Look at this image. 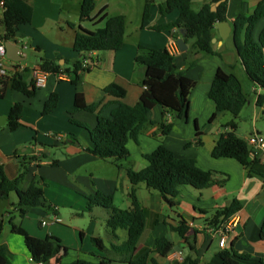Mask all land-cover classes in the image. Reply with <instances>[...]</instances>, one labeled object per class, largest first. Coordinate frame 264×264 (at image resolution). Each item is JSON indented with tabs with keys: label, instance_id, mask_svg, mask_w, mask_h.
Instances as JSON below:
<instances>
[{
	"label": "crops",
	"instance_id": "1",
	"mask_svg": "<svg viewBox=\"0 0 264 264\" xmlns=\"http://www.w3.org/2000/svg\"><path fill=\"white\" fill-rule=\"evenodd\" d=\"M34 9L30 23L22 24L17 29V44L26 45L23 53L27 58L23 61H7V66H23L30 68L28 80L33 79V71L38 68V58H55L60 64L73 67L84 56L78 54L73 43L79 26L89 31L105 26V16L124 15L126 18V37L121 49L112 51H94L86 54L90 59L89 70L80 71L76 84L72 83L74 75L60 79L50 73L47 82L40 87L35 97H27L24 93L14 90L11 82L5 96L0 98V116H9L14 103L24 104L21 122L17 130L7 125L0 126V162L5 173L14 179L20 172L26 157L36 152L48 151L49 158L41 162L32 161L30 168H35L21 183L20 188L26 189L34 177H43L45 197L51 208L36 207L23 217L20 225L32 236L45 238L49 235L61 239L63 249L49 264H69L77 259L99 262L106 253L93 243V237H99L104 245L110 248L113 241L119 245L127 241L129 234L125 228H118V238L113 239L107 225V211L101 206L88 208V196L102 191L114 196L115 205L120 209L131 207L130 192L132 184L128 177L127 167L132 164L134 156L139 158L141 170L149 162L145 154L153 152L160 143L174 151L179 158H195L204 170L215 174L216 183L198 190L189 185H180L176 198L177 206L170 207L160 193L149 189L145 183L137 185L136 195L146 211V228L135 252V259L147 252L157 258L161 264H180L178 255L187 259V264H221L219 253L225 249H233L238 253H248L250 264H261L264 259V238L261 231L264 227V150L251 148L250 167L227 157H215L213 150L222 132L230 131L224 124L232 119L228 111L219 112L211 120L216 111L215 102L209 98L208 91L218 68L233 72L242 81L249 101L237 119L236 134L247 139L253 133H262L264 128V105L257 104V96L263 90L250 80L239 57L235 44V27L227 38L221 36L218 23L215 25L212 47L216 54H206L193 47L194 39L186 41V34H180L187 44V49H179L176 56L178 67L185 75L197 81L190 94L188 117L174 118L173 113H165L161 105H156L149 114V123L133 143L130 150L128 165L118 167L112 159H101L89 152L92 147L90 129L97 124L101 113L109 116L116 107L117 101L130 105L136 104L143 92L142 81L145 75L143 66L136 62L139 54L147 55L151 48H164L178 37L175 33L180 28L171 24L179 17V11L173 10L160 17L158 5L164 0H150V23L164 26L163 29L141 28L144 7L147 0H96L91 20H81L80 4L75 0H26ZM82 1V0H81ZM227 20L234 25L232 19L240 14H251L258 3L264 0H227ZM206 3L212 10H217L221 1L192 0L195 10H200ZM136 17V22L132 18ZM73 26H72V25ZM264 28V17L256 25L253 37L259 39ZM4 29L0 25V42ZM34 52V60L29 61ZM194 66L189 67L190 62ZM32 70V71H31ZM240 71V72H239ZM10 74L14 72L9 71ZM246 74V78L242 75ZM116 83L126 89V96L117 98L105 91V88ZM52 92L59 93L58 108L49 114H43L46 100ZM81 92L86 103H100L95 112L78 109L71 115L75 107V95ZM252 92V93H251ZM251 119V128L243 132L242 126ZM71 118L85 123L83 127L71 121ZM173 122L172 130L167 135L161 134V123ZM262 124L259 127L258 123ZM198 129L201 136H197ZM63 136V139H59ZM71 137V138H70ZM200 138L203 145H197ZM192 142L191 146H186ZM136 149V151H135ZM135 151V152H134ZM53 160L58 164L53 165ZM32 175L33 178H32ZM48 180V182H47ZM17 191H12L7 198L9 204L19 199ZM120 195L121 206L117 204ZM238 199L242 207L237 212L240 220L230 232L225 248L219 246V236L213 227L208 225L212 213L222 206H229ZM201 209L210 210L203 214ZM13 207H5L0 232L4 230L5 221L15 216ZM69 224H64V216ZM59 216L61 221H56ZM80 220L86 222L82 225ZM182 220L186 221L189 231L183 238L173 227H178ZM166 236L174 242V249L165 257H159L155 250L156 239ZM0 245H6L11 253L12 264H35L21 235L7 230L0 235ZM151 264V262L149 263Z\"/></svg>",
	"mask_w": 264,
	"mask_h": 264
},
{
	"label": "trees",
	"instance_id": "2",
	"mask_svg": "<svg viewBox=\"0 0 264 264\" xmlns=\"http://www.w3.org/2000/svg\"><path fill=\"white\" fill-rule=\"evenodd\" d=\"M0 25L4 32L1 36L3 42L16 41L15 35L20 25L30 23L33 18L34 9L26 0H0ZM221 1L217 10H212L211 5L206 3L200 10H195L192 0H164L158 5L159 16L163 17L177 9L179 17L171 25L186 29V41L194 39L193 47L197 51L206 54H216L212 47L215 25L218 22L227 20L228 1ZM96 6V0H82L80 5L81 20H91V14ZM264 17V1L258 3L255 10L249 14H240L236 17L235 24V44L239 57L245 67L246 74L252 82L259 86L263 92L257 96V104L264 105V28L259 39L255 40L253 32ZM105 26L89 31L79 26L75 33L73 43L74 50L84 56L77 61L73 67L60 64L55 58H38V66L49 73L56 75L67 73L74 75L71 80L76 84L79 79V72L89 70L84 67L83 61L86 54L94 51H116L122 48L126 37V18L124 15L105 16ZM150 0L146 1L141 28L163 29L164 26H156L150 23ZM72 25V24H71ZM73 26V25H72ZM176 57L164 48H151L147 55L139 54L136 62L143 66L145 75L142 81L143 92L139 101L130 105L122 101L116 102V107L109 116L98 115L97 124L94 129H90L92 147L87 150L101 159H112L118 167L124 166L123 161L129 159L130 150L127 146L129 140L139 142L140 134L145 126L154 123L149 118V114L156 105H161L165 113H173L174 118L180 119L188 115L190 104V94L196 87L197 81L185 75L177 63ZM194 62L189 63V67L194 66ZM32 71V70H31ZM30 68L25 67L21 71H16L10 76L0 75V98L5 96L6 90L11 82L14 90L24 93L27 97H35L38 87L35 80H28ZM108 94L117 98L126 96V89L112 83L105 88ZM208 96L216 104V111L211 120L217 117L219 112L228 111L232 114V119L223 125L229 127L230 131L222 132L213 150L215 157L233 158L250 167L251 148L247 141L236 134L237 119L242 109L249 101V95L244 91L243 84L239 76L233 72H227L223 68H218ZM59 93L52 92L46 100L43 114L54 112L58 108ZM75 107L70 111L72 115L78 109L95 112L100 107V103H86L83 93L77 92L75 95ZM24 104L16 102L12 105L7 125L11 130H17L21 125V117ZM71 121L83 127H88L85 123L71 118ZM173 127V122L161 123V134L167 135ZM197 136H201L198 129ZM71 138V137H70ZM193 143L188 142L186 146ZM197 145H203V141L198 138ZM48 151L36 152L26 157L22 162L19 174L10 179L5 173L3 164L0 162V198H7L12 191H17L19 199L16 203H11L13 211L20 217L28 215L33 208L46 207L45 197L46 182L43 177H34L26 189H21L20 185L24 181L28 172L29 164L32 161L38 163L49 158ZM144 157L149 164L136 170L131 165L127 167L128 177L132 184L130 197L131 207L120 209L115 205L114 196L102 191L88 196V208L101 206L107 211V225L113 239L118 238L116 230L125 228L129 237L122 244L110 243V248L104 245L99 237H93V243L106 255L102 256L99 262H92L84 259H77L69 264H161L157 258L151 257L147 252L138 259H135V252L138 249L139 241L146 228V211L141 206L136 195L137 185L145 183L149 189L157 191L170 207L177 206L176 198L179 194L180 185H189L201 190L214 183L215 174L212 171L202 169L195 158H179L174 151L165 144L160 143L151 153ZM53 165L58 161L53 160ZM242 207L241 202L235 199L231 205L222 206L215 210L208 225L213 228H220L228 219L237 213ZM201 213H210V210L201 209ZM15 216L9 218L12 232L21 235L35 263L49 264L63 249L61 240L53 235L45 238L32 236L22 225L17 224ZM183 238L189 231L185 220H182L178 227H173ZM264 238V227L261 231ZM174 242L166 236L156 239L154 252L159 257L165 258L174 249ZM221 264H250L248 253H238L233 249H225L219 253ZM197 262L193 261L192 264ZM0 264H12L11 253L6 245H0ZM180 264H187V259ZM264 264V259L261 260Z\"/></svg>",
	"mask_w": 264,
	"mask_h": 264
},
{
	"label": "built area",
	"instance_id": "3",
	"mask_svg": "<svg viewBox=\"0 0 264 264\" xmlns=\"http://www.w3.org/2000/svg\"><path fill=\"white\" fill-rule=\"evenodd\" d=\"M0 4L3 5V1ZM232 20L234 21L235 19H232ZM20 46H21V51L23 53V50H25L27 48V46L26 45H20ZM166 48L175 57L178 55V52L180 49L176 41L170 42ZM7 61H12V60L7 57L5 42L1 41L0 42V75L10 76L12 74H10L9 71L16 72V71H21L25 68V67L19 66V65L13 66L12 68H10L6 64ZM83 65H84V67H87V68L90 67V65H91L90 59L85 58L83 61ZM33 74H34L33 79L35 80V83H36L38 88L43 87L46 84L48 76L50 75V73L48 71L42 70L40 67L36 68L33 71ZM57 76L60 79H65L69 75L67 73H61V74H58ZM59 139L60 140L63 139V136H59ZM246 141H247L250 148H253V149L259 148V149L264 150V134H262V133H258V132L253 133L250 136H248ZM263 186H264V183H263ZM55 220L58 222L61 221L59 216H55ZM239 220H240V217H239L238 213H235L220 228H216V229L214 228V230L216 231V233L219 236V246L221 248L226 247V245L228 243L229 236H230V232L234 228V226L237 223H239ZM178 258H179V263L184 261L182 254H179ZM35 264H42V263H35Z\"/></svg>",
	"mask_w": 264,
	"mask_h": 264
},
{
	"label": "water",
	"instance_id": "4",
	"mask_svg": "<svg viewBox=\"0 0 264 264\" xmlns=\"http://www.w3.org/2000/svg\"><path fill=\"white\" fill-rule=\"evenodd\" d=\"M213 10H215V9H213ZM233 27H235V26L231 25V23L228 20L218 22V28L220 29L221 36L223 38H227L229 36ZM180 34L185 35L186 29L181 28V29H179L178 32L175 33V36L178 37L177 44H178L180 50L185 51L187 49V44L182 37H179ZM5 47H6V51H7V57L9 59L19 62V61H23L27 58V55L25 53H22L21 46H19L17 44V42L6 41ZM185 117H188V115H186ZM7 119H8V117L6 115L0 116V126L5 125L7 122ZM5 207H7L8 209L12 207L9 204V200L8 199H0V229H1V224L3 221V210Z\"/></svg>",
	"mask_w": 264,
	"mask_h": 264
},
{
	"label": "rangeland",
	"instance_id": "5",
	"mask_svg": "<svg viewBox=\"0 0 264 264\" xmlns=\"http://www.w3.org/2000/svg\"><path fill=\"white\" fill-rule=\"evenodd\" d=\"M78 2H82L81 0H75L73 3L74 4H78ZM81 5V4H80ZM132 20H133V22H136V17H133L132 18ZM29 54H30V58H29V61L32 63V61L34 60V52L33 51H31V50H28L27 51ZM240 72V71H239ZM246 74H243L242 75V78H244V79H248V78H246V76H245ZM247 81H250L249 79L247 80ZM252 93V92H251ZM231 114V113H230ZM232 115V114H231ZM258 125H259V127H262L263 125L262 124H260V122L258 123ZM251 128V119H250V117H248V122H246V123H244L243 124V126H242V130H243V132H246L247 130H249ZM262 130L264 131V128L262 127ZM132 145H133V143H130L129 144V148L131 149V150H133L132 148ZM135 151H136V149H135ZM134 151V152H135ZM138 160H140L139 158H137V157H135L134 156V158H133V161H132V164H130V165H132V166H134L135 168H140L139 167V165H136V164H139V161ZM123 164H125V165H128L129 163L127 162V160H125V161H123ZM35 170V168H30V167H28V172H27V174H26V177H25V179L28 177V175L29 174H33V171ZM33 176L34 175H32V178H33ZM47 182H48V180H47ZM157 192V191H156ZM117 204H119L120 206H121V199H120V195H118V200H117ZM33 210V209H32ZM63 216H64V214H63ZM68 218V217H67ZM65 216H64V219H63V221H64V224H69L68 222V219H67ZM22 217H20L17 213H16V215H15V219H14V221L17 223V224H20L21 223V221H22ZM80 222H82V225H85L86 224V222L84 221V220H80ZM86 226V225H85ZM7 230H9V231H11V225H10V223H9V218L5 221V223H4V230L3 231H1L0 232V235H4L5 233H6V231ZM27 231V230H26ZM57 237V236H56ZM59 238V237H58ZM60 239V238H59ZM61 240V239H60ZM62 242V241H61Z\"/></svg>",
	"mask_w": 264,
	"mask_h": 264
}]
</instances>
